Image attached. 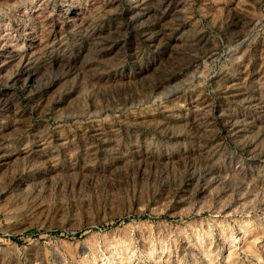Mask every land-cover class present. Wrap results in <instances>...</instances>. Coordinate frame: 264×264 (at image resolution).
Returning a JSON list of instances; mask_svg holds the SVG:
<instances>
[{"label": "rangeland", "instance_id": "rangeland-1", "mask_svg": "<svg viewBox=\"0 0 264 264\" xmlns=\"http://www.w3.org/2000/svg\"><path fill=\"white\" fill-rule=\"evenodd\" d=\"M0 264H264V0H0Z\"/></svg>", "mask_w": 264, "mask_h": 264}]
</instances>
